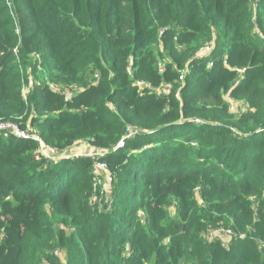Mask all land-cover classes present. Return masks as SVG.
<instances>
[{"label":"trees","instance_id":"obj_1","mask_svg":"<svg viewBox=\"0 0 264 264\" xmlns=\"http://www.w3.org/2000/svg\"><path fill=\"white\" fill-rule=\"evenodd\" d=\"M256 4L0 0V119L29 120L50 146L86 140L104 153L38 161L34 141L0 135V264H264V0ZM13 49L32 56L26 99ZM50 84L83 89L67 102ZM223 94L247 110L230 112ZM97 160L115 199L130 196L119 214L89 207ZM197 183L202 204L190 196ZM170 197L178 217L166 223ZM55 223L78 233L53 238ZM220 223L245 234L203 242L198 232Z\"/></svg>","mask_w":264,"mask_h":264},{"label":"rangeland","instance_id":"obj_2","mask_svg":"<svg viewBox=\"0 0 264 264\" xmlns=\"http://www.w3.org/2000/svg\"><path fill=\"white\" fill-rule=\"evenodd\" d=\"M257 1L250 0L252 12H254V10L256 8ZM212 38L214 39V37H212ZM31 57L32 56L20 55L19 60H20V64H21V67H22L24 74L26 73L29 78L33 79V76L31 75L30 62L28 61V58H31ZM158 57L161 59L160 56H158ZM16 61H18V60L16 59ZM168 87L171 89L170 86H168ZM223 98L227 102H229V106H231L233 108V111H230L232 113H238L239 114V113L245 112L248 108L243 102H241V101L237 102V101L231 99L230 97H228L227 94H223ZM35 114H36L35 111L31 112L32 116H35ZM27 122L30 125L29 120ZM30 128H32V126ZM58 150H59L60 155H59V157H56L57 159H55V160H59L60 157L61 158H71L74 155H79V156L89 155V156H91V154H93V153H97V155L96 156L93 155L92 157H98V158L102 159V156L104 155L101 150H99L91 142L86 141V140H76V141L72 142L70 145L68 144L65 147L58 148ZM93 171L96 175V177H95L96 185L94 186L92 184V192L88 197V203L90 205L89 207L91 208V210H94L95 212H97L96 214L101 213L102 217L109 215L107 213L119 214L120 209L123 207L124 204L131 203L130 196H127L123 200L117 201L115 199V191H113L114 186L112 187L113 178L111 180V185H107L109 175L112 176L111 171L108 169H106V170L99 169L98 167L93 168ZM93 183H94V181H93ZM202 183L204 185H208L207 182H202ZM177 184H178V181H174V180L164 182V185H177ZM191 191L192 192H190L191 193L190 196L195 201L194 203L202 204L203 203V201H202L203 187L201 186V184L200 183L195 184L191 188ZM167 196H171V194H167ZM262 198L263 197H261V199ZM6 199L10 200L9 197H7ZM251 199H252V202H255V203L258 200L257 197H253V198L251 197ZM167 205L168 206L166 208H167L168 212H167L166 217H165L166 223L169 221L175 220L178 217L177 211H176V201L174 200L173 197L169 198V202L167 203ZM45 207H47V209H46L47 218L51 219L52 214H51V211L48 209V203H45ZM255 207H257L256 204H255ZM117 208H118V210L116 211ZM0 211H1V207H0ZM139 216L141 217L142 222H145L144 216H142V215H139ZM218 227H222L224 229L230 228L232 230V235L226 236V235L222 234V235L211 237L209 239H207L206 237L204 238L202 236L203 233H207L208 231L216 228L215 225H207L202 231L198 232L199 237L203 240V242H205V241H207V242H209V241H220V242L225 243L227 245L230 243L232 238L236 237L239 234H243V232L241 233L238 230H236L232 226V224H226L225 225V224L220 223ZM51 229L53 231V238H56V237L58 238L61 235H64L65 236V237L63 236L64 239H69L73 235L76 236L78 233L77 226H75L74 224L65 225V224L55 223V224L51 225ZM207 242H205V243H207ZM52 246H53L52 249L54 250L53 253H55L56 255L61 257L63 261H65L66 260V253H65L64 248L57 246L55 241L52 242ZM125 253H126V251H125Z\"/></svg>","mask_w":264,"mask_h":264},{"label":"built area","instance_id":"obj_3","mask_svg":"<svg viewBox=\"0 0 264 264\" xmlns=\"http://www.w3.org/2000/svg\"><path fill=\"white\" fill-rule=\"evenodd\" d=\"M255 1H257V0H255ZM212 47H213V40L209 45H205L204 47H201L200 50L197 52V56L202 57V58L207 57L209 55ZM13 53L15 54V56L18 60L17 62H19L17 50L13 49ZM157 65H158L157 66L158 71L162 72L164 69L163 62L160 61V62H158ZM224 65L226 67H228L226 62H224ZM207 67L212 68L213 62L209 61L207 64ZM184 73H185V70L180 72L179 79H183ZM97 79H98V73H94L91 83L95 84L97 82ZM32 84H33L32 78L27 77V79H25V78L22 79L21 95H22L23 99L27 98L29 88L32 86ZM136 84L140 88L147 87L150 90L155 91L157 94L170 92V88L167 86L153 88L150 84H145L141 81H136ZM50 88L52 91L61 94L63 96L64 100L67 102L71 101L73 99V97L79 91H81L83 89L81 87H78L76 85H71V84L66 85L64 87H60L57 85L50 84ZM175 96H177V97L179 96L178 91H176ZM230 111H233V108L231 106H230ZM19 120H20V117H18L16 119V121L0 119V135L4 136V137H10L11 136V137H14L16 139H26V140L34 141L36 143V147L32 151V155H33L35 160L53 161V160L57 159L56 157H59L60 154H59V150L57 147L45 144L43 142V140L40 138L39 134L36 131H34L32 128H30L31 126L29 125L28 122H26L25 126H22V125H20V123L17 122ZM133 130H134L133 127L128 125L126 127L125 137L130 138L133 135ZM93 155L96 156L97 153L91 154V156H93ZM74 156L77 157L79 155H74ZM85 156H89V155H85ZM95 167H98L99 169H103V170H106L108 168L106 163L104 161H101V160H97L95 162L94 168ZM95 177H96V175H95ZM111 180H112V176L109 175L107 185H111ZM95 181H96V179L94 178V183H93L94 186L96 185ZM222 234H224L226 236H230V235H232V230L229 228L224 229L222 227H217L213 230L208 231L207 233H203V237H206L207 239H209L211 237L222 235ZM243 236H244V233L240 234L239 237L242 238Z\"/></svg>","mask_w":264,"mask_h":264}]
</instances>
